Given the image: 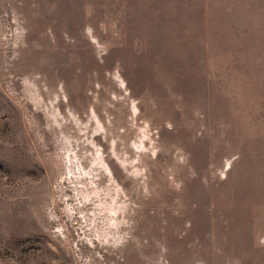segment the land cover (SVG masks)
Returning a JSON list of instances; mask_svg holds the SVG:
<instances>
[{
  "label": "rangeland",
  "instance_id": "obj_1",
  "mask_svg": "<svg viewBox=\"0 0 264 264\" xmlns=\"http://www.w3.org/2000/svg\"><path fill=\"white\" fill-rule=\"evenodd\" d=\"M0 264H264V0H0Z\"/></svg>",
  "mask_w": 264,
  "mask_h": 264
},
{
  "label": "bare ground",
  "instance_id": "obj_2",
  "mask_svg": "<svg viewBox=\"0 0 264 264\" xmlns=\"http://www.w3.org/2000/svg\"><path fill=\"white\" fill-rule=\"evenodd\" d=\"M85 173H86V172H85ZM89 180H92V181L90 182V187H91V188H97L98 183H96L95 181H93V180H95V179H94L93 177H91ZM87 192L90 193V194H93L94 189L89 190V191H87ZM86 197H87L88 199L90 198V196H88L87 193H86ZM70 208H71V206H70ZM99 208H100L102 211H104V213H105V217L108 218V201H106V202H101L100 205H99ZM94 209H96V208H94ZM68 211L70 212V209H69V208H68ZM109 214H110V213H109ZM72 222H73V223H77L76 220H75V218L72 219Z\"/></svg>",
  "mask_w": 264,
  "mask_h": 264
}]
</instances>
